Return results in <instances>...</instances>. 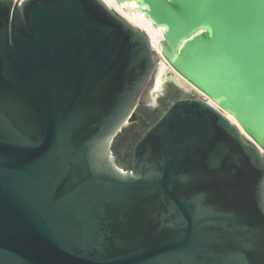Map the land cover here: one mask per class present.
Wrapping results in <instances>:
<instances>
[{"label": "water", "instance_id": "95a60500", "mask_svg": "<svg viewBox=\"0 0 264 264\" xmlns=\"http://www.w3.org/2000/svg\"><path fill=\"white\" fill-rule=\"evenodd\" d=\"M117 1L163 29L157 100L187 95L129 166L147 33L104 0H0V264H264V0Z\"/></svg>", "mask_w": 264, "mask_h": 264}, {"label": "flooded vegetation", "instance_id": "af4514ba", "mask_svg": "<svg viewBox=\"0 0 264 264\" xmlns=\"http://www.w3.org/2000/svg\"><path fill=\"white\" fill-rule=\"evenodd\" d=\"M181 89L182 86L173 84L170 79L167 81L164 90L160 92L158 100H148L143 104H137L131 121L124 126L112 143L115 155L120 161L124 162L125 166L130 164L131 146L138 140L143 131L170 106L174 96L177 94L179 97L187 96L183 94Z\"/></svg>", "mask_w": 264, "mask_h": 264}, {"label": "bare ground", "instance_id": "6f19581e", "mask_svg": "<svg viewBox=\"0 0 264 264\" xmlns=\"http://www.w3.org/2000/svg\"><path fill=\"white\" fill-rule=\"evenodd\" d=\"M104 1H106V3L111 8L117 10L120 14H122L124 17L129 19L133 24H135L138 28L142 29L145 33H147V35L149 36L152 42L153 48L159 54L161 60L157 68V72L154 75L153 88L151 90V99H150L151 101L152 100L155 101L157 99L154 94V91L156 90L157 74L162 66L164 65L170 66L165 56L163 55V51H162L161 39L164 36L162 27H156L151 21V19H149L143 11L138 10L134 1H132L130 4H127L126 2H119L117 0H104ZM203 94H201V96ZM203 96H205V94ZM209 100L211 103L216 105V103L213 100L211 99ZM226 115H228V117L232 121H235V118L230 113H226Z\"/></svg>", "mask_w": 264, "mask_h": 264}, {"label": "rangeland", "instance_id": "374dc122", "mask_svg": "<svg viewBox=\"0 0 264 264\" xmlns=\"http://www.w3.org/2000/svg\"><path fill=\"white\" fill-rule=\"evenodd\" d=\"M153 81H154V76H152V78H150V80L147 82V84L145 85V87L143 88L140 97L138 99V104H143L146 101L151 99V90L153 88Z\"/></svg>", "mask_w": 264, "mask_h": 264}]
</instances>
